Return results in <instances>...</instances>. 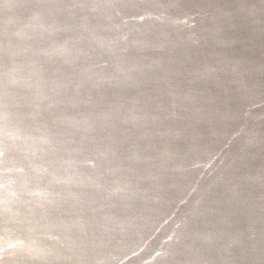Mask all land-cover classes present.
<instances>
[{"label":"water","instance_id":"1","mask_svg":"<svg viewBox=\"0 0 264 264\" xmlns=\"http://www.w3.org/2000/svg\"><path fill=\"white\" fill-rule=\"evenodd\" d=\"M0 264H264V0H0Z\"/></svg>","mask_w":264,"mask_h":264}]
</instances>
